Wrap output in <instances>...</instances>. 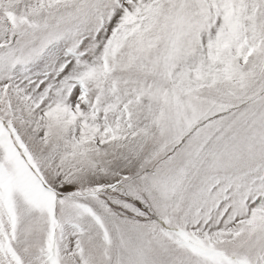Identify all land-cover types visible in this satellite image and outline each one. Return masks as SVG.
Wrapping results in <instances>:
<instances>
[{
  "label": "snow or ice",
  "instance_id": "obj_1",
  "mask_svg": "<svg viewBox=\"0 0 264 264\" xmlns=\"http://www.w3.org/2000/svg\"><path fill=\"white\" fill-rule=\"evenodd\" d=\"M0 264H264V0H0Z\"/></svg>",
  "mask_w": 264,
  "mask_h": 264
}]
</instances>
